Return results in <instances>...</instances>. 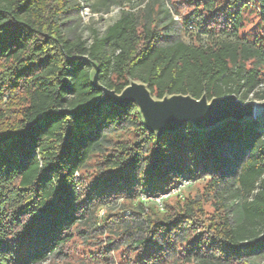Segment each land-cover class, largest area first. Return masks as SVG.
Wrapping results in <instances>:
<instances>
[{
  "label": "trees",
  "instance_id": "1",
  "mask_svg": "<svg viewBox=\"0 0 264 264\" xmlns=\"http://www.w3.org/2000/svg\"><path fill=\"white\" fill-rule=\"evenodd\" d=\"M70 2L0 0V264H40L58 254L97 199L93 196L155 197L196 171L213 174L218 184L229 146L251 151L226 182L236 181L244 197L234 221L227 215L222 224H201L191 210L161 214L153 207V217L146 218L148 242L160 249L157 238L169 241L189 232L194 239L189 251L213 254L227 264L263 255L260 121L227 120L208 130L187 123L158 136L147 129L135 103H99L104 94L94 78L117 94L139 82L158 100L183 95L210 102L235 95L246 103L250 94L264 100L259 89L264 45L189 44L176 36V21L160 33L159 19L127 10L88 44L63 30ZM227 3L255 6L264 23V0ZM195 6L188 18L205 14L204 24L215 30L217 0H197ZM96 157L99 169L88 184L96 194L86 195L78 191V176L90 177L86 170Z\"/></svg>",
  "mask_w": 264,
  "mask_h": 264
},
{
  "label": "rangeland",
  "instance_id": "2",
  "mask_svg": "<svg viewBox=\"0 0 264 264\" xmlns=\"http://www.w3.org/2000/svg\"><path fill=\"white\" fill-rule=\"evenodd\" d=\"M184 1L188 5L192 1L193 4L184 5ZM191 1L71 0L68 11L62 16L63 30L67 35L81 36L91 44L94 33L104 34L121 13L127 10L138 14L142 19L148 15L159 19L160 33H164L165 27L176 21L173 24L176 36L189 44L216 46L221 43L242 44L243 41H248L256 43L257 46L264 45V23L255 6H236L228 4L229 0H217V13L214 16L217 26L212 30L213 27L204 24L207 18L205 14L188 18L197 4V0ZM232 18L237 19L232 22ZM250 64L247 63L248 68ZM94 68L96 69L95 65ZM260 70L264 75V69ZM135 83L141 84L131 82L130 86ZM259 89L264 91V80ZM174 97L166 96L162 100L153 98L159 102H168ZM246 103L254 105L255 119L260 121L262 129L264 100L250 94ZM2 107L4 105L0 102V109ZM129 140L132 141L133 137ZM229 147V163L224 164L219 173L222 181L218 184L213 182V174L196 171L192 173L193 176L187 175L169 191L155 197L141 195L139 192L131 196L127 193L118 194L113 198L93 196L97 199L89 202L91 206L85 211L84 218L72 228L70 241L58 254L50 255L40 264H227L213 254L197 252L195 248L189 251V241L192 239L189 232L186 236L176 233L169 241L157 238L160 249L153 247L148 242L150 228L146 218L153 217L154 207L161 214L178 213L179 209L180 213L191 210L200 223L214 222L219 225L227 215L231 222L234 221L244 197L239 192L236 181L231 184L226 182L240 166L241 160L251 155V151ZM100 160V157H96L90 163L86 170L89 178L84 177L82 180L81 176H78L79 192L87 195L90 191L96 194L88 184L96 177ZM156 234L158 235V232ZM141 241L144 242L142 245L139 244ZM151 258L152 260H149ZM244 261L245 264H264V254L245 258Z\"/></svg>",
  "mask_w": 264,
  "mask_h": 264
},
{
  "label": "water",
  "instance_id": "3",
  "mask_svg": "<svg viewBox=\"0 0 264 264\" xmlns=\"http://www.w3.org/2000/svg\"><path fill=\"white\" fill-rule=\"evenodd\" d=\"M94 84L104 94L99 103L111 101L119 107L135 103L145 118L147 129L158 136L175 133L187 123H193L197 129L204 130L227 120L254 119L256 115L253 104L243 103L235 95L215 98L210 102L206 97L197 100L190 96L176 95L171 101L159 102L144 84L135 83L122 94L99 85L97 75Z\"/></svg>",
  "mask_w": 264,
  "mask_h": 264
},
{
  "label": "built area",
  "instance_id": "4",
  "mask_svg": "<svg viewBox=\"0 0 264 264\" xmlns=\"http://www.w3.org/2000/svg\"><path fill=\"white\" fill-rule=\"evenodd\" d=\"M7 99V98H6Z\"/></svg>",
  "mask_w": 264,
  "mask_h": 264
}]
</instances>
